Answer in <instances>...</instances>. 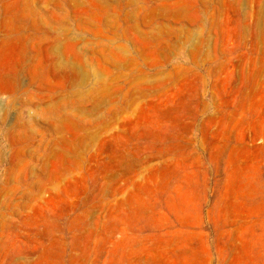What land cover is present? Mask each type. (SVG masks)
Returning a JSON list of instances; mask_svg holds the SVG:
<instances>
[{"label":"rangeland","instance_id":"obj_1","mask_svg":"<svg viewBox=\"0 0 264 264\" xmlns=\"http://www.w3.org/2000/svg\"><path fill=\"white\" fill-rule=\"evenodd\" d=\"M0 264H264V0H0Z\"/></svg>","mask_w":264,"mask_h":264}]
</instances>
